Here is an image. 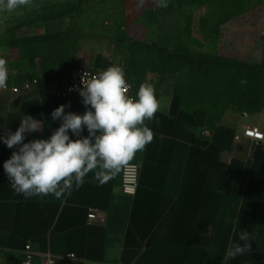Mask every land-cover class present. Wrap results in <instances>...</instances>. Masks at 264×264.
<instances>
[{"label":"crops","instance_id":"obj_1","mask_svg":"<svg viewBox=\"0 0 264 264\" xmlns=\"http://www.w3.org/2000/svg\"><path fill=\"white\" fill-rule=\"evenodd\" d=\"M246 19L227 22L218 50L260 64L264 21L252 29ZM99 66L93 64L106 68ZM77 67L46 63L42 75L63 81L52 88L38 79L24 88L25 81L9 72L21 90L0 91V136L14 133L22 116L31 115L43 122V130L27 134L25 142L49 138L61 123L51 113L62 104L69 105L66 113L83 114L80 96L59 94ZM156 97L160 109L146 121L154 138L131 161L141 164L135 196L122 192L121 170L104 185L89 173L81 187L73 185L60 199L25 198L3 169L16 149L0 142V264H22L28 242L35 251L33 264L40 263L42 253L54 255L56 264H224L228 247L239 242L243 230L251 235L250 252L227 264H264V141L254 144L243 135L253 125L264 131V106L253 112L228 108L206 136L204 111H185L171 92ZM93 210L99 218L89 219Z\"/></svg>","mask_w":264,"mask_h":264},{"label":"rangeland","instance_id":"obj_2","mask_svg":"<svg viewBox=\"0 0 264 264\" xmlns=\"http://www.w3.org/2000/svg\"><path fill=\"white\" fill-rule=\"evenodd\" d=\"M241 16L254 29L264 21V0H167L163 8L157 0H33L30 8L0 12V57L21 81L49 88L63 81L42 75L46 63L118 64L135 92L149 82L156 96L171 92L181 103L183 95L193 107L207 106L216 93L197 79L196 66L227 57L218 42L227 22Z\"/></svg>","mask_w":264,"mask_h":264},{"label":"clouds","instance_id":"obj_3","mask_svg":"<svg viewBox=\"0 0 264 264\" xmlns=\"http://www.w3.org/2000/svg\"><path fill=\"white\" fill-rule=\"evenodd\" d=\"M157 5L167 7V0H157ZM32 6L33 0H0V12ZM86 75L83 73L82 87L76 89L86 107L83 114L66 113L69 105L62 104L51 113L52 120L61 123L49 138L25 142L27 134L43 130V122L31 115L22 116L14 133L0 136V142L16 149L3 169L17 194L60 199L70 194L73 185L81 187L89 173L104 185L153 140L154 133L146 125L160 109L153 84L141 83L133 97L128 94L131 86L125 70L118 64L85 80ZM8 80L7 60L0 57V90L7 89ZM85 129L87 136L83 135ZM238 239L228 247L224 264L250 252V233L243 230Z\"/></svg>","mask_w":264,"mask_h":264},{"label":"trees","instance_id":"obj_4","mask_svg":"<svg viewBox=\"0 0 264 264\" xmlns=\"http://www.w3.org/2000/svg\"><path fill=\"white\" fill-rule=\"evenodd\" d=\"M212 60L197 65L196 72L201 84L215 91V101H208L207 106L193 107V104L181 95V106L185 111H204L206 124L213 129L229 107L242 111H258L264 106V61L261 64H253L227 57ZM180 63L185 66L186 61L180 60Z\"/></svg>","mask_w":264,"mask_h":264},{"label":"built area","instance_id":"obj_5","mask_svg":"<svg viewBox=\"0 0 264 264\" xmlns=\"http://www.w3.org/2000/svg\"><path fill=\"white\" fill-rule=\"evenodd\" d=\"M104 69L106 68H94L90 66H80L75 68L70 73L67 82L65 83L64 87L59 91V94L66 97L79 96V93L78 91H76V89L82 87L81 79L83 73H87V75L83 77L86 80L90 78L92 75H95L96 73ZM10 78L11 77L9 75L7 89L0 91L19 93L21 87L17 85L15 82L11 81ZM126 80L128 84L131 86L128 94L130 96L135 97L133 82L127 75H126ZM33 83L34 84L37 83V80H34ZM30 84L31 83L25 82L23 87L29 88ZM203 134L206 136H211L212 131L211 129H206ZM243 135L249 138L254 144H259L264 141V131L256 125L248 126L244 128ZM140 171H141V164L136 162H130L128 166L122 169L121 189L125 195L135 196L137 194L140 185ZM88 217L89 219H97L99 218V214L93 210L89 212ZM24 252H25V259L22 264H33V257L35 255V251L33 250L32 244L30 242L25 244ZM39 264H56V257L50 253H42Z\"/></svg>","mask_w":264,"mask_h":264}]
</instances>
